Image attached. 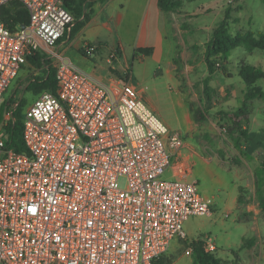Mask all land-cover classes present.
Wrapping results in <instances>:
<instances>
[{"label":"built area","instance_id":"2783aa9c","mask_svg":"<svg viewBox=\"0 0 264 264\" xmlns=\"http://www.w3.org/2000/svg\"><path fill=\"white\" fill-rule=\"evenodd\" d=\"M10 2L29 13L14 31L2 20ZM73 22L65 0H0V264H154L187 238L191 216L211 215L213 200L192 180L181 133L135 86L106 85L56 52ZM34 53L56 61L58 86L25 109L17 152L18 104L4 99Z\"/></svg>","mask_w":264,"mask_h":264},{"label":"rangeland","instance_id":"374dc122","mask_svg":"<svg viewBox=\"0 0 264 264\" xmlns=\"http://www.w3.org/2000/svg\"><path fill=\"white\" fill-rule=\"evenodd\" d=\"M214 3L215 0H183L187 18L173 27L175 37H171V46L167 48V56L174 59L171 66L167 59L162 63L152 59L131 61L130 71L139 98L172 132L181 133L185 142L196 148L199 156L192 163L195 166L192 180L202 195L213 200L211 215L191 216L184 226L187 238L175 239L164 255L173 264H194L190 244L210 240L215 247L211 251L223 260L264 264V205L260 197L264 195V150L249 155L245 142L238 147L230 133L232 122L222 115L237 112L244 106L242 91L247 86L239 77L240 68L248 64L264 71V50L250 52L243 47L232 50L227 74L222 68L210 81L214 108L209 118L204 122L195 118L205 101L204 81L209 72L204 45L212 37L213 28L225 19L226 9L232 7L229 21L232 35L249 31L264 34V0H221L219 7ZM192 45L201 49L193 50ZM55 64L52 61V66ZM104 66L108 64H98V69L102 71ZM41 75L40 70L26 65L5 98H13L17 103L23 101V109H27L39 96L27 92L26 86L33 76ZM258 86L264 89V79ZM248 108L252 113L249 103ZM250 127L254 132L263 130L264 117H259L257 123L252 121ZM164 178H170V174ZM126 184L125 180L120 182L122 187Z\"/></svg>","mask_w":264,"mask_h":264},{"label":"crops","instance_id":"0c3cea01","mask_svg":"<svg viewBox=\"0 0 264 264\" xmlns=\"http://www.w3.org/2000/svg\"><path fill=\"white\" fill-rule=\"evenodd\" d=\"M220 2L221 0H215L214 5L219 7ZM86 13L87 17L84 15L78 19L74 18V22L55 49L64 59L106 85L111 84L113 80H122L135 86L130 71L131 61L145 62L152 59L162 63L167 59L171 66L174 59L173 56H167V51L171 46V37H175L172 30L176 22L180 23V20L187 18L183 7L178 14L162 12L159 0H109L104 4L95 2ZM87 45L96 47L92 56L84 54ZM141 49H150L151 52L146 55L139 52ZM115 51H118L119 55L110 63L109 56ZM103 62L108 66H104L105 69L100 71L98 64ZM245 91L247 89L242 91L243 94ZM249 105L252 108L251 123H257L259 117H264V101L256 98L250 101ZM250 126L252 134L262 131L261 129L254 132ZM182 155L193 163L199 156L196 148L188 142H185ZM248 208L251 209V206Z\"/></svg>","mask_w":264,"mask_h":264},{"label":"trees","instance_id":"16d2710c","mask_svg":"<svg viewBox=\"0 0 264 264\" xmlns=\"http://www.w3.org/2000/svg\"><path fill=\"white\" fill-rule=\"evenodd\" d=\"M109 0H65V6L74 15L75 19L82 16L87 17L86 10L92 7L95 2L107 3ZM183 7V0H159V8L164 13L178 14ZM234 11L232 7H228L225 11V19L213 30L211 39L205 44L204 60L208 67L209 75L204 81V104L195 113V118L199 122L206 121L210 116V111L214 108L211 96L209 93V84L217 72L222 69L225 74L226 66L228 64L229 53L236 49L243 47L252 52L256 49L264 50V34H256L249 31L247 33H238L232 35L230 33V19L231 13ZM2 20L6 26L12 31L19 26H26L29 24V13L25 7L19 2H10L4 7L2 13ZM259 36V38L257 37ZM193 50H200V46H193ZM140 53L150 54V49H141ZM36 70H40L41 76H33L27 86L26 91L31 92L35 96L41 95L45 91L55 92L57 89V81L55 77L56 69L52 67V61L46 59L40 53H34L27 59V64ZM25 65V66H26ZM22 67L21 71L24 70ZM239 76L247 86V91L244 92V106L234 113H222L224 117H228L232 122L230 133L235 137L237 146L241 142H245L246 152L249 155L254 154L259 149L264 150V130L258 134H252L249 126L251 123V113L248 108V103L256 98H264V89L258 86V83L264 79V72L252 65H242ZM23 101L17 103L13 98H5L3 106L17 105L14 112L15 124L11 125L10 132L13 134L12 146L17 152H24V145L22 142V120L24 118ZM264 205V195H260ZM240 202L245 203L240 199ZM191 250L194 254V264H236L235 261L223 260L219 258L215 252H208L206 244L202 240L193 241ZM172 259L165 255L161 256L154 264H173Z\"/></svg>","mask_w":264,"mask_h":264}]
</instances>
